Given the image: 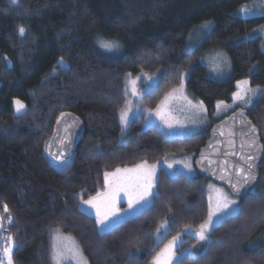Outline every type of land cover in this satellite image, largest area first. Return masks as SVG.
I'll list each match as a JSON object with an SVG mask.
<instances>
[{
  "label": "trees",
  "instance_id": "obj_1",
  "mask_svg": "<svg viewBox=\"0 0 264 264\" xmlns=\"http://www.w3.org/2000/svg\"><path fill=\"white\" fill-rule=\"evenodd\" d=\"M254 0H0V239L16 242L14 264H53L51 229L74 236L90 264H151L153 257L188 227L207 219V178L172 174L162 167L150 205L101 231L83 201L105 187L104 173L117 167L155 164L170 154L193 152L209 136L168 138L155 125L134 120L121 141L119 110L125 74L163 69L158 84L144 95L154 109L179 83L177 74L191 65L186 84L201 99L210 117L216 102H230L236 82L250 78L264 87L261 39L247 35L264 16L234 12ZM214 20L211 36L189 56L184 54L191 31ZM26 28L20 35L19 26ZM115 39L122 51L107 52L99 39ZM227 51L232 70L216 79L201 57L208 48ZM65 63L61 65L60 59ZM26 106L16 113L14 100ZM264 143V98L247 109ZM71 111L85 124L73 157L61 163L50 158L48 145L56 119ZM260 188L239 198V209L213 227L211 241L197 255L184 254L177 264H264V163ZM258 182V184H259ZM170 228L156 239L157 228ZM187 235L177 249L196 245ZM262 250V251H261Z\"/></svg>",
  "mask_w": 264,
  "mask_h": 264
},
{
  "label": "snow or ice",
  "instance_id": "obj_2",
  "mask_svg": "<svg viewBox=\"0 0 264 264\" xmlns=\"http://www.w3.org/2000/svg\"><path fill=\"white\" fill-rule=\"evenodd\" d=\"M13 3H18V0H12ZM240 13L242 15H255V13L249 8H241ZM264 16V12L261 13ZM202 39H198L195 42H191L186 45L184 49L185 55H191L209 36H211L214 31V23L212 21H206L202 25ZM18 32L20 35L26 33V28L24 26H19ZM258 33H264V26H261L259 29H255L253 33L248 34L247 39H255ZM100 48L104 49L107 52H118L121 48L120 43L115 39H99L98 40ZM204 57H201V62L204 60ZM59 63L63 65L65 61L63 58L60 59ZM231 64L226 54L217 53L212 59L211 72L218 75L224 74L225 69L230 68ZM191 71V65L188 69H185L183 72L177 74V79L179 84L175 87H172L170 91L164 94L163 99L157 105L155 110L156 115L160 117L161 120L165 122L168 127H172V123L169 121V102L175 100L176 98L181 99L187 105L190 110H193L197 113H204L207 109L204 106V102L197 101L193 102L191 99L185 95V79L189 72ZM146 79L147 81H153L155 78L148 75L147 73H141L135 79L131 78V73L125 75V86L122 92L123 96H128L131 94L137 100L142 99L143 95L147 94L150 91V87L142 91H138L136 84L138 81ZM237 90L234 91L231 95L233 103L241 102L245 106H255L253 97H256L257 101L261 98H264V87L257 86L255 88L250 87V80L243 79L236 82ZM179 94V97H177ZM15 111L16 113H21L25 110V104L19 100H14ZM231 107V105L225 104L223 100L216 102V107L219 109L221 107ZM151 111V110H148ZM140 112V108L137 107L135 110L132 107V101L126 100L124 107L119 110V119L124 124L127 125L130 119V113L136 114ZM68 114L61 113V118ZM241 117L245 115L243 111L239 113ZM59 123V119H58ZM242 124L248 126L246 135L248 136L249 147H255V151L258 152L260 145L256 139L257 129L255 125H251L250 121L242 120ZM64 143V141H61ZM70 143V141H69ZM50 147V146H48ZM53 159L61 163H66L67 155L66 150L61 149L57 154H51ZM245 165L244 167H235L234 173L232 176L230 174L228 183L231 186L233 192L239 193L240 189L245 185H249L252 181L257 178L255 172V155H248L244 158ZM173 164L183 165V169L187 170V173H191L192 166L190 163L184 161H173L172 164H168V168H173ZM155 168L156 165H149L147 161L141 162L134 165L133 167H117L113 172L104 173V182L106 191L98 192L96 196L89 198L88 200L83 201L84 204L90 205L92 208H95L96 212V223L101 225V231L112 230L118 223L123 222L129 216L137 214L140 210L143 209L144 205L148 204L150 200L156 195L153 191L155 187ZM174 174L184 175L185 173L177 169ZM123 192L127 197V209H120L117 207L118 200L120 198V193ZM215 204H213V197L209 196V205L207 219L199 225V228L196 230H188L189 235H194L195 238L204 243L211 241L210 231L213 224L220 223L223 219L229 214L230 211H236L233 208L237 204L236 200L230 199L228 194H226L223 189H216ZM4 211L7 213L9 211L8 205H4ZM7 219L11 224L13 218L9 215L7 217H0V228H3V219ZM167 221H165L160 227H166ZM160 232V228H157V233ZM56 240H62V237L57 236ZM180 239V236H174L165 246L158 252L154 257L152 264H172L174 260H177V254L175 252V247L177 241ZM8 246L3 248L2 255H0V264H14L13 259V245L14 240L11 236L8 237ZM76 260V264H88V261L82 256L81 251L78 246H73L72 248L67 247L66 245L53 243L51 251V260L53 264H64V261L68 259ZM182 264V262H181Z\"/></svg>",
  "mask_w": 264,
  "mask_h": 264
},
{
  "label": "rangeland",
  "instance_id": "obj_3",
  "mask_svg": "<svg viewBox=\"0 0 264 264\" xmlns=\"http://www.w3.org/2000/svg\"><path fill=\"white\" fill-rule=\"evenodd\" d=\"M244 7L251 9L255 13V15H248V16L242 15L239 10L241 8H244ZM262 12H264V0H254V1H252L250 3H247V4L243 5L242 7L238 8L234 13L237 14V15L243 16V17H252V16L261 15ZM206 21H212L214 23V20H212V19L205 20V21L199 23L191 31V33H190V35L188 37V44L191 43V42H195L198 39H202V31H203L202 25ZM261 26H264V23L261 24L260 26H258L256 29L261 28ZM253 31L251 33H253ZM257 37H259L261 39V45H262V48L264 49V33H258ZM102 39H104V38H102ZM120 51H122V46H121V48H120V50L118 52H120ZM118 52H113V53H118ZM217 53L226 54L228 59H229V61H230V64H231V67L225 69L224 74H222V75H218V74L212 73L210 71L211 67H212V59ZM202 57L205 58L203 60V62L207 65V67H208V69L210 71V74L214 78H216V79H225L231 73L232 61H231V58H230L229 54L227 53V51L225 49L220 48V47H212V48L210 47L204 52ZM127 73H131V78L132 79H135L137 76L141 75V73H147L148 75L153 76L155 78L153 81H147L146 79H142V80L138 81L137 84H136V88H137L138 91H142V90H144L146 88H149V87H150V90H151L152 88H154L158 84V82L162 78L163 69L159 68L157 70H141V71H139L137 73H134V72H127ZM244 79H249L250 80V78H244ZM241 80H243V79H241ZM250 87L255 88L257 86L253 85L251 83V80H250ZM185 95H187L188 98L191 99L194 103L197 102V101H201V99L195 97L189 91V89L187 87V84H186V79H185ZM143 97H144V95H143ZM143 97H142V99L137 100L136 98L131 96V94L126 96V100L132 101L133 109L135 110L137 107H139L140 108V112L136 113V114L130 113L129 114L130 115V119H129V122H128L127 125H124L121 122V126H122L121 141H125L127 139L128 134H129V127H130L131 123L134 120H136V119H141L142 118L145 127L151 126V125L157 126L165 134V136L168 137V138L187 137V136L198 135V134H202V135L207 134V133L210 132V129H211L212 125L216 121L222 119L223 117H225L226 115H228L232 111H234V110H236L237 108H240V107L241 108H245V109H249V108L252 107V106H245L244 104H242L239 101L236 102V103H233V101L231 100L230 102H225V104L231 105V107L225 108V107L222 106L219 109L217 108L215 113H214V115H213V117H210V115L208 114V111H206L204 113L194 112L193 110H190L187 107V105H186V103L184 101H182L179 98H176L175 100L169 102L170 115H169L168 118H169V121L172 123L173 126L172 127H168L165 124V122L163 120H161L159 116L156 115L155 110H156L157 106L154 109H148L146 107V105L144 104ZM177 97H179V94H177ZM256 100H257L256 97H253L254 103H255ZM124 104H125V102H124ZM124 104H123L122 107H124ZM204 106H205V104H204ZM205 108H206V106H205ZM148 110H151V111H148ZM196 156H195V154L193 152L173 153V154H170L168 157H166L161 162H158V163H155V164H149L148 163L149 165H156V168H155V177H156L155 186H156V182H157V179H158V173H159V170H160L161 167L166 168L168 170V172H170L172 174H174L177 169H180L188 176H196V175H198V172H197V170L195 168V165H194V161H195ZM173 161H184L186 163H190L191 166H192L191 173H187V170L183 169V165H181V164H173V168H171V169L168 168L167 165L168 164H172ZM129 168H131V167H129ZM111 172H113V171H111ZM205 187H206V189L208 191V195L213 197V204H215V197H216V194H217L216 193V189H223V191L226 194H228L230 199H233V200L237 201V204L234 205L233 208H235L236 211L239 209V197L231 194L226 187L214 182L212 179H207L205 181ZM259 188H260V182L254 188V191H257ZM104 191H106V187H104V189H102L100 192H104ZM153 191L156 194L155 187H154ZM124 205H126V206H124ZM117 207H119L122 210L125 209V207L126 208L128 207L127 197L124 195L123 192L120 193V198L118 200ZM81 208L83 210H85L87 212H90V213L95 215L96 210H95V208H92L90 205H86V204L82 203L81 204ZM87 208H88V210H87ZM236 211H230L229 214L225 218L229 217L231 214H233ZM3 214H4V217L8 216L7 213H3ZM5 220L8 223V220L6 218H5ZM167 222L168 223H167L166 227H160V232L159 233L156 232V239L157 240H160L164 236V234L167 233V231L169 230L171 222H170V220H167ZM218 224L219 223L213 224L211 230L213 229V227H215ZM101 227L102 226L100 225V230H101ZM198 228H199V226L198 227H188V228L184 229L180 234H178L180 236V239L177 241L176 247H175V252L177 254L178 259L174 260L172 262V264H177L178 261L181 259V257L184 254H186V253H190L192 255H197L200 252L205 250V248H206L208 243H204V242H200V241H198L196 245L188 247L185 251L179 252L177 250L179 248V246L181 245V243L185 240V237L187 235H189L188 234V230H196ZM9 236H11V235H9L7 233H4V235H3V238H2V241H1V248L2 249H1L0 255H2L3 248L8 246V243H9L8 237ZM57 236L62 237L63 239L62 240H56L55 238ZM192 236H194V235H192ZM51 240H52V245H53V243H58V244L66 245L69 248H72L73 246H78L80 251H81L82 256L88 261V264H90L89 260L86 258L85 254L83 252L81 244L79 243V241L74 236L63 232L61 230V228H59V227H53L51 229ZM262 243H264V235H260L259 237L254 238L249 243V246L250 247H256V246H258V245H260ZM15 246H16V242L14 240L13 251L15 249ZM64 264H76V260H73V259L70 258V259L64 261ZM151 264H152V262H151Z\"/></svg>",
  "mask_w": 264,
  "mask_h": 264
},
{
  "label": "water",
  "instance_id": "obj_4",
  "mask_svg": "<svg viewBox=\"0 0 264 264\" xmlns=\"http://www.w3.org/2000/svg\"><path fill=\"white\" fill-rule=\"evenodd\" d=\"M241 111L245 113L243 117L239 115ZM63 113L68 115L61 118L60 114L56 119L48 145L50 146L48 147V153L54 155L61 151V149H65L67 160H69L73 157L78 143L84 135L85 124L81 117L74 112L65 111ZM242 120L250 121L251 125H255L257 129L256 139L261 146L258 152L255 151L254 146L249 147L248 136L246 135L248 126L242 124ZM61 141H64V143H61ZM253 154L255 155L254 170L257 178L249 185L242 187L239 193L233 192L228 183L230 174L232 176L235 175V167L246 166L244 158ZM49 156L53 159L52 155L49 154ZM263 163L264 143L261 138L260 129L250 117L248 110L241 107L212 125L209 136L200 147L194 161L195 168L200 176L212 179L214 182L226 187L231 194L239 198H246L256 187Z\"/></svg>",
  "mask_w": 264,
  "mask_h": 264
},
{
  "label": "crops",
  "instance_id": "obj_5",
  "mask_svg": "<svg viewBox=\"0 0 264 264\" xmlns=\"http://www.w3.org/2000/svg\"><path fill=\"white\" fill-rule=\"evenodd\" d=\"M161 162V161H160ZM162 168V167H161ZM160 168V169H161ZM160 171V170H159ZM155 191H156V186H155ZM154 198V197H153ZM153 198L150 200V202L147 204V205H145L143 208H145V207H147L148 205H150L151 203H152V201H153ZM124 206H126V205H124ZM125 209H127L126 207H125ZM87 210H88V208H87ZM90 213V212H89ZM92 214V213H91ZM94 215V214H93ZM99 227H100V225H99Z\"/></svg>",
  "mask_w": 264,
  "mask_h": 264
},
{
  "label": "flooded vegetation",
  "instance_id": "obj_6",
  "mask_svg": "<svg viewBox=\"0 0 264 264\" xmlns=\"http://www.w3.org/2000/svg\"><path fill=\"white\" fill-rule=\"evenodd\" d=\"M1 241H2V239H0V252H1V249H2V248H1Z\"/></svg>",
  "mask_w": 264,
  "mask_h": 264
},
{
  "label": "bare ground",
  "instance_id": "obj_7",
  "mask_svg": "<svg viewBox=\"0 0 264 264\" xmlns=\"http://www.w3.org/2000/svg\"><path fill=\"white\" fill-rule=\"evenodd\" d=\"M262 251V250H261Z\"/></svg>",
  "mask_w": 264,
  "mask_h": 264
}]
</instances>
